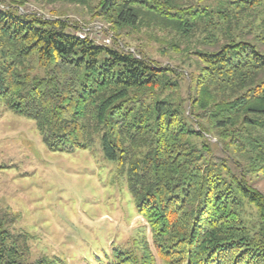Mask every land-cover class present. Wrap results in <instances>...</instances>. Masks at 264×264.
Segmentation results:
<instances>
[{
    "label": "trees",
    "instance_id": "obj_1",
    "mask_svg": "<svg viewBox=\"0 0 264 264\" xmlns=\"http://www.w3.org/2000/svg\"><path fill=\"white\" fill-rule=\"evenodd\" d=\"M64 1L117 37L154 23L201 46L184 97L179 68L0 0V105L33 119L51 151L99 144L128 174L155 254L144 242L114 264H264V195L250 182L264 179V0ZM0 264L50 263L27 262L0 217Z\"/></svg>",
    "mask_w": 264,
    "mask_h": 264
},
{
    "label": "rangeland",
    "instance_id": "obj_2",
    "mask_svg": "<svg viewBox=\"0 0 264 264\" xmlns=\"http://www.w3.org/2000/svg\"><path fill=\"white\" fill-rule=\"evenodd\" d=\"M21 11L69 21L75 35L87 33L96 45L179 68L186 76L182 95L187 97L188 74L194 69L191 51L201 47L195 40L181 42L154 23L117 37L109 24L93 18L86 4L64 0H27ZM250 182L264 195V179L255 177ZM0 217L29 263L114 264L116 251L141 256L144 242L155 254L128 174L104 157L99 144L69 153L51 151L33 119L3 105Z\"/></svg>",
    "mask_w": 264,
    "mask_h": 264
},
{
    "label": "built area",
    "instance_id": "obj_3",
    "mask_svg": "<svg viewBox=\"0 0 264 264\" xmlns=\"http://www.w3.org/2000/svg\"><path fill=\"white\" fill-rule=\"evenodd\" d=\"M79 39H81V40H86V39H88V35H87V33L85 34V33H82V34H78V35H76Z\"/></svg>",
    "mask_w": 264,
    "mask_h": 264
}]
</instances>
